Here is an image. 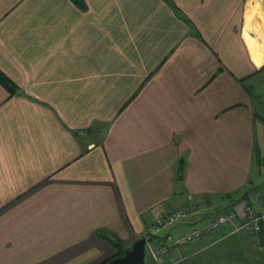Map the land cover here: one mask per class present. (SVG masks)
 <instances>
[{
    "label": "crops",
    "instance_id": "0c3cea01",
    "mask_svg": "<svg viewBox=\"0 0 264 264\" xmlns=\"http://www.w3.org/2000/svg\"><path fill=\"white\" fill-rule=\"evenodd\" d=\"M249 4L0 0V69L16 84H0V264L102 263V235L129 247L179 203L199 211L151 242L258 209L264 53ZM218 231L161 260L200 261L232 242Z\"/></svg>",
    "mask_w": 264,
    "mask_h": 264
},
{
    "label": "rangeland",
    "instance_id": "374dc122",
    "mask_svg": "<svg viewBox=\"0 0 264 264\" xmlns=\"http://www.w3.org/2000/svg\"><path fill=\"white\" fill-rule=\"evenodd\" d=\"M248 2H251L249 6L251 7V18H252V32L250 29L249 33L250 35L247 37L249 44L251 46V50L253 53H264V0H248ZM257 75L263 76L264 78V64H262V67H260L257 71ZM264 80V79H262ZM261 88V89H260ZM262 88H264V81H262L261 86H257V88H253V91L255 93H258V91H261ZM264 93V90H262ZM258 95V94H257ZM257 101L260 104L264 103V95L257 96ZM259 114L264 116V109L262 111H259ZM195 203V202H194ZM226 210L228 209H235L237 210L238 208L228 206L225 208ZM218 215V214H217ZM237 220H240L239 217H237ZM234 220L232 221V223ZM237 223H234L232 225L227 224L224 225L223 227L219 228L218 234L221 235L222 237H225L224 239H233L232 242H229V244L223 245V242L219 241L216 244L212 245L210 248L207 247V250L203 251V257H201L200 261L197 259V261H192V260H187V259H182L178 258L175 261L170 260H158V258H153L155 259L154 262L150 261V258L152 257V254L150 251L155 247V243L151 242L150 240L146 241L145 245V254H144V260L142 264H264V248L263 249H258L255 247L253 244L250 243V240L248 239L246 233L242 232L241 229H236ZM212 232L207 239L204 241L206 245H209L210 242L216 240L215 234ZM217 234V235H218ZM218 237V236H217ZM235 239V240H234ZM223 240V241H225ZM194 243V242H193ZM192 245V244H191ZM130 246V245H127ZM185 248V247H184ZM231 251H237L240 254V258H237L236 260L233 259V256L229 253ZM174 252V251H171ZM168 253L167 255H169ZM213 256L211 259L203 262L204 258L207 256ZM164 255V256H167ZM234 257H237L236 255ZM208 258V257H207ZM164 259V258H163ZM195 262V263H193Z\"/></svg>",
    "mask_w": 264,
    "mask_h": 264
},
{
    "label": "built area",
    "instance_id": "2783aa9c",
    "mask_svg": "<svg viewBox=\"0 0 264 264\" xmlns=\"http://www.w3.org/2000/svg\"><path fill=\"white\" fill-rule=\"evenodd\" d=\"M199 206L190 201L179 203L168 209L163 215L154 216L147 222V231L155 233L157 229L176 222L178 219L197 213ZM237 217L240 220H237ZM234 222L232 223V221ZM237 223L236 229H241L246 233L250 243L258 249L264 248V202H258V209L254 210L249 203H244L240 209H229L219 213L215 217L202 222L200 225L191 228L189 231L178 233L177 235L166 236V240L154 247L150 253L153 258L171 253L175 247H185L198 240L207 239L212 232L227 224Z\"/></svg>",
    "mask_w": 264,
    "mask_h": 264
},
{
    "label": "trees",
    "instance_id": "16d2710c",
    "mask_svg": "<svg viewBox=\"0 0 264 264\" xmlns=\"http://www.w3.org/2000/svg\"><path fill=\"white\" fill-rule=\"evenodd\" d=\"M0 84L2 85V86H4L5 87V89L9 92V93H13V92H15L16 91V84L14 83V81L9 77V76H7L1 69H0ZM179 167H180V169L182 168V162L181 163H179ZM243 205V204H242ZM241 208V206L239 207V209ZM226 210H224L223 212H225ZM222 213V212H221ZM175 223V222H174ZM171 224H173V223H171ZM171 224H169V225H171ZM201 224V223H200ZM200 224H198V225H200ZM147 223H146V225H145V235H143L142 237H144V239H145V243H144V246L146 245V241L147 240H150L148 237H150L149 235H151V234H153V233H149V232H146L147 231ZM198 225H196V226H198ZM193 227H195V226H193ZM192 227V228H193ZM160 229V228H159ZM159 229H157V231L159 230ZM157 233V232H156ZM182 233V232H181ZM167 235H170V236H174V235H177V234H166L165 236H164V238L161 240V242L160 243H163L167 238H166V236ZM111 245H112V247L114 248V255L113 256H116V255H119V254H122L123 253V251H124V249L125 248H127L126 246H124L117 238H115V237H109V236H104V235H102ZM160 243H158V244H156L155 245V247L156 246H158ZM192 243H190V244H188V245H186L185 247H188V246H190ZM180 248H184V247H175L174 249H173V251H175L176 249H180ZM172 253V252H171ZM170 253V254H171ZM169 254V255H170ZM168 256V255H167ZM163 257H165L164 255H162V256H160L159 257V259L158 260H161ZM152 259H153V256L151 257ZM155 260V259H154ZM208 259H204V260H202L203 262H205V261H207ZM99 264H101V263H99Z\"/></svg>",
    "mask_w": 264,
    "mask_h": 264
},
{
    "label": "water",
    "instance_id": "95a60500",
    "mask_svg": "<svg viewBox=\"0 0 264 264\" xmlns=\"http://www.w3.org/2000/svg\"><path fill=\"white\" fill-rule=\"evenodd\" d=\"M144 243V237L137 238L129 247L124 249L122 254L112 256L101 264H142L144 260Z\"/></svg>",
    "mask_w": 264,
    "mask_h": 264
}]
</instances>
